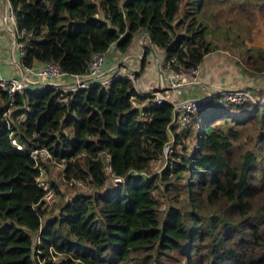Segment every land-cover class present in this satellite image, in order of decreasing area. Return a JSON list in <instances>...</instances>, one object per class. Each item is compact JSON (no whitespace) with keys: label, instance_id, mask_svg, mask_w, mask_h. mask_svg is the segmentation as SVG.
<instances>
[{"label":"trees","instance_id":"1","mask_svg":"<svg viewBox=\"0 0 264 264\" xmlns=\"http://www.w3.org/2000/svg\"><path fill=\"white\" fill-rule=\"evenodd\" d=\"M9 2L17 26L30 33L23 65L53 60L81 74L92 53L111 44L123 53L141 30L175 68L198 66L216 48L201 12L211 0ZM245 53L252 73L263 72L264 50ZM145 98L122 76L69 92L23 89L11 105L0 87V264H264V103L210 99L174 132L162 161L167 126L176 127L171 105H132ZM249 126L250 143L237 145ZM11 133L51 157L36 165ZM53 161L64 180L93 189L64 199L57 211L41 201L37 182ZM158 161L160 170L149 172ZM109 173L122 180L107 183ZM45 181L62 194L58 182Z\"/></svg>","mask_w":264,"mask_h":264},{"label":"built area","instance_id":"2","mask_svg":"<svg viewBox=\"0 0 264 264\" xmlns=\"http://www.w3.org/2000/svg\"><path fill=\"white\" fill-rule=\"evenodd\" d=\"M6 21L11 35L14 38V43L18 47L21 55L24 53L26 39L29 37V32L24 28L17 26L15 13L13 7L8 2ZM140 42V40L138 41ZM105 52L92 53L86 65L85 72L81 74L66 73L60 69L57 62L53 60L43 61L38 68L25 67L30 72L28 75L21 77L0 78V87L5 89L10 95L9 105L12 104L13 95L16 91L29 88L30 83H40L51 87L55 90L63 92L74 91L77 88L88 86L89 84L98 83L105 85L115 76H122L129 79L133 89L138 92V75L133 69H120L121 64H126L130 61V55L127 53H120L117 58L115 66L116 69L110 70L107 74H103V65ZM139 57V56H138ZM141 57V56H140ZM171 61L165 60L163 56L162 70L166 73V78L159 75L158 89L151 91L149 96L142 103L143 105H153L160 101H167L171 105V118L169 124L175 125L178 131L185 129L190 123L191 116L196 114L199 110L208 105L210 99L217 97L219 101L224 103H231L235 105L244 102H260L255 98L254 94L248 87H233V88H217L212 94H205L201 96H188L176 99L174 96H165L162 90L176 89L178 87L186 86L188 84L196 83L197 79V65H190L188 67H174ZM65 77V80H63ZM63 81H68V84H63ZM139 93V92H138ZM261 103V102H260ZM168 140L162 146L161 160L167 157L172 151V140L174 131L167 126ZM10 141L17 149H24L35 160L37 165L40 159L51 157L50 152L45 146L31 145L25 149L24 144L16 137L15 134H10ZM108 170V167L106 168ZM43 171L41 170L40 173ZM122 178L119 176H111L109 173V180L114 183ZM38 184L44 190L41 201L45 204L53 201V189L40 175L37 177Z\"/></svg>","mask_w":264,"mask_h":264},{"label":"crops","instance_id":"3","mask_svg":"<svg viewBox=\"0 0 264 264\" xmlns=\"http://www.w3.org/2000/svg\"><path fill=\"white\" fill-rule=\"evenodd\" d=\"M9 0H0V78L21 77L28 75L30 72L25 67L38 68L42 62L32 65L22 64V55L18 47L14 43V38L8 28L6 16ZM10 3V2H9ZM11 5V3H10ZM12 6V5H11ZM135 37V48L131 51L125 50L124 53L129 54L130 61L124 66L121 64L120 69L139 68L140 56L145 53V64L141 72L138 74L139 94L144 97L151 95V91L158 89L159 75L166 78V73L162 70L163 53L161 49L150 44L148 36L144 31H138L133 34ZM143 37L145 39L143 40ZM140 40V42H138ZM147 46L148 50L143 52V47ZM115 45H110L105 51L103 74H107L110 70L116 69L117 58L121 55ZM139 56V57H138ZM248 59L246 58V61ZM249 66V65H248ZM250 68H246L241 60L236 56L235 52L229 49L211 50L203 55L200 64L197 66L196 83L178 87L176 89L162 90L165 96H174L176 99L188 96H201L212 94L217 88H233V87H248L254 94L257 101L260 99L264 102V71L261 73H252ZM65 80V77H63ZM63 84H68V81H63ZM46 87L40 83H30L29 88L38 90ZM144 100H133L132 105L136 107L143 106ZM207 106L202 108L204 110ZM199 110V111H201ZM25 115H22V118ZM191 132H195L194 124L190 125ZM174 132H180L175 127ZM188 141V138L186 139Z\"/></svg>","mask_w":264,"mask_h":264},{"label":"rangeland","instance_id":"4","mask_svg":"<svg viewBox=\"0 0 264 264\" xmlns=\"http://www.w3.org/2000/svg\"><path fill=\"white\" fill-rule=\"evenodd\" d=\"M201 12L206 22V27L208 29L207 36L211 40V43H213L217 49L225 48L235 52L236 56H238L246 68L249 66L245 58V50L251 49L253 51L254 48L264 50V0H211L210 3L201 8ZM144 39L145 37H143V40ZM135 43V37L132 36L127 50H133L135 48ZM259 101L261 102L260 99ZM206 113H215V111L208 110ZM221 118L222 117L216 118V121L220 122ZM199 121L200 118L198 119V122ZM198 128L199 124L197 123L195 132L192 134L193 136H189L188 141L185 143L186 149H189V151L190 148L196 144ZM250 135H252L251 126L241 128L240 138L238 139L239 142L236 144L238 145L240 142H245L244 144L248 143L249 139L247 138ZM176 149L178 150L180 147L177 146ZM161 165L162 161L154 162L150 165L151 168H149L148 171H159ZM61 170L62 164L56 161L52 162L48 172L42 170V175L47 181L53 179L55 182H58V191L62 193H57L53 186L50 185L53 189V201L46 205L49 209L53 207L55 211H57L56 207L60 205L64 199L78 192L89 193L93 190L90 185L83 180H64L61 177ZM107 183H112L109 180V175H107ZM52 213L53 212H51V214ZM36 240L39 243L38 236Z\"/></svg>","mask_w":264,"mask_h":264},{"label":"clouds","instance_id":"5","mask_svg":"<svg viewBox=\"0 0 264 264\" xmlns=\"http://www.w3.org/2000/svg\"><path fill=\"white\" fill-rule=\"evenodd\" d=\"M142 55H143V53H142ZM142 55H141V56H142ZM140 58H141V57H140ZM137 93H138V92H137ZM146 98H147V96H146ZM146 98H145V99H146ZM261 103H264V102H261ZM143 106H144V105H143ZM134 173H135V172H134ZM121 180H122V179H121Z\"/></svg>","mask_w":264,"mask_h":264}]
</instances>
